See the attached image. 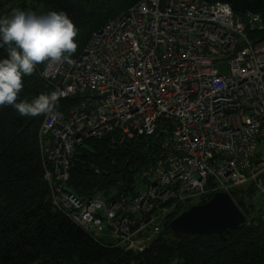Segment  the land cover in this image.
<instances>
[{
    "label": "built area",
    "instance_id": "obj_1",
    "mask_svg": "<svg viewBox=\"0 0 264 264\" xmlns=\"http://www.w3.org/2000/svg\"><path fill=\"white\" fill-rule=\"evenodd\" d=\"M261 29L260 15L242 19L220 2L142 0L71 64L45 65L48 94L62 93L60 115H42L37 134L49 206L95 243L142 253L201 198L251 186L264 201V39L249 38ZM161 128L157 160L132 195L81 200L68 189L84 141L119 145Z\"/></svg>",
    "mask_w": 264,
    "mask_h": 264
},
{
    "label": "trees",
    "instance_id": "obj_2",
    "mask_svg": "<svg viewBox=\"0 0 264 264\" xmlns=\"http://www.w3.org/2000/svg\"><path fill=\"white\" fill-rule=\"evenodd\" d=\"M140 1L22 0L18 9L37 15L51 11L66 14L78 29L73 58L108 20L123 15ZM203 1L227 4L242 19L248 13L260 15L262 29L250 33L249 38L264 39V0ZM10 11L2 10L0 17H10ZM6 58L4 46L0 60ZM44 66L38 65L32 75L23 77L17 103L48 94L49 88L39 76ZM66 105L71 101L59 106L62 109ZM41 121L42 115L21 116L13 106H0V264H264V201L251 186L229 192L245 223L225 232L224 240L215 235L170 234L168 224L183 208L170 217L162 234L142 253L106 248L90 240L47 203L49 191L37 135ZM165 137L161 128L156 136L119 145L110 137L84 141L73 154L68 189L81 200L132 195L140 186L141 172L155 164Z\"/></svg>",
    "mask_w": 264,
    "mask_h": 264
},
{
    "label": "clouds",
    "instance_id": "obj_3",
    "mask_svg": "<svg viewBox=\"0 0 264 264\" xmlns=\"http://www.w3.org/2000/svg\"><path fill=\"white\" fill-rule=\"evenodd\" d=\"M78 29L63 12L37 15L14 9L10 17H0V47L7 46V58L0 60V106H13L21 116L46 115L55 120L62 93L40 94L31 102L17 103L23 77L44 64L51 70L77 51Z\"/></svg>",
    "mask_w": 264,
    "mask_h": 264
},
{
    "label": "water",
    "instance_id": "obj_4",
    "mask_svg": "<svg viewBox=\"0 0 264 264\" xmlns=\"http://www.w3.org/2000/svg\"><path fill=\"white\" fill-rule=\"evenodd\" d=\"M1 53V47H0ZM245 216L227 193H215L208 201L181 212L168 224L173 236L215 235L224 240L227 231L238 229Z\"/></svg>",
    "mask_w": 264,
    "mask_h": 264
},
{
    "label": "rangeland",
    "instance_id": "obj_5",
    "mask_svg": "<svg viewBox=\"0 0 264 264\" xmlns=\"http://www.w3.org/2000/svg\"><path fill=\"white\" fill-rule=\"evenodd\" d=\"M22 0H0V7H2V10L4 11H10V16L13 13L14 9H18V4L21 3ZM16 6V7H15ZM2 10L0 12H2ZM258 199L259 196H257ZM196 202L192 203V205H194ZM184 211V210H183Z\"/></svg>",
    "mask_w": 264,
    "mask_h": 264
}]
</instances>
